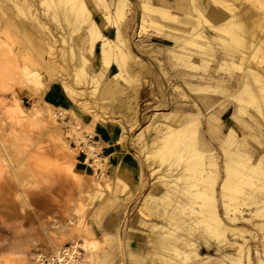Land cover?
Returning a JSON list of instances; mask_svg holds the SVG:
<instances>
[{"label":"rangeland","instance_id":"374dc122","mask_svg":"<svg viewBox=\"0 0 264 264\" xmlns=\"http://www.w3.org/2000/svg\"><path fill=\"white\" fill-rule=\"evenodd\" d=\"M130 1L132 2V11L130 10L127 13L124 23V31L127 28L124 32V36L126 42H128L126 45L130 49V55L124 57L125 64L124 62L123 64L125 66L121 63L126 72H122L119 76L112 78L113 75L119 73V68L112 60H110V65L106 70L102 67L99 54V43L97 42L94 54L91 55L83 50L80 51L87 59V72L90 75H97L98 82L96 89L94 92L92 91V89H94L93 84H74L78 89L83 90V95L77 96L75 99L82 102L84 98L83 102L86 101L88 106L92 107L94 113L98 114V121H110L121 127L123 133L122 141L125 143L127 152L134 156V160L139 167L138 177L135 179L132 187H128V185L123 182H117V187H114L111 192H104L100 197L96 198L93 195L81 194L80 191L76 190L69 182L67 175L57 168L58 162L56 163V160L61 158V154L68 153L66 150L57 152V149L62 143L64 147L68 148L67 150L75 155L76 150L72 149L71 141L74 140L76 146H78V141H80L78 140L79 138L82 139L83 136L93 134H91L79 120L74 118L64 119L63 116L66 114L63 113L59 116L58 110L53 107H47L41 100L38 85L31 80H23V72H21L24 67H28L30 70L29 72L38 75L42 83L46 85L49 82H58L61 84L59 71L62 70L66 75L69 74L68 77L70 78L68 80L73 84L74 82L71 77L74 65L76 64V58L74 55H71L68 47H72L74 49L73 51L77 54V45L78 43L81 44V37L85 35V32L83 29L78 28L77 23L72 19L73 17L70 15L72 14L71 5L69 4L67 6L65 4V7H63V3L59 4L58 2H54L56 5L53 9L54 4H51V2L53 3L51 0H27L31 5L30 8H27L25 4L19 3L18 0H0L1 257L17 259L15 257L16 255H24L26 256L24 261L28 264L32 262V256H28L29 258H27L29 252H49L46 249L42 250L41 242H39V238L42 236L40 222L45 220V218H50V222L53 223L51 224L54 228L62 227L64 222L69 219V221H71V226L76 227V225L80 224L79 231L82 232L90 222L94 213L96 211H101L102 213L107 212L110 214L111 218L107 225V230L102 229L101 236L96 237L99 241L98 249L89 262L87 260V263L93 264L94 260V264H153L152 261H149L145 252L147 250L146 248H148L147 240L149 239L146 240V237L152 235V231L148 226L140 225L134 220L136 208L140 205L143 196L150 194L163 196L165 193H168L166 196L167 198L165 197L166 199H161L160 197L158 199L159 202L157 200L159 206L155 216H150L148 218L142 215L140 216L145 218L148 222L158 223L167 228H169L170 225L166 222L165 211H172L171 209L176 206L177 209H175V211H177L173 214L174 218L176 217V219H178L181 217L180 219L187 220L190 223L191 221L188 219L193 218L194 215L189 214L190 209L188 208L190 206L196 208L197 203L201 202L199 196L196 198L189 196V192L195 193L196 190L200 188L197 187L199 186V182L195 175H193L194 177H191L189 181L178 182L179 184L175 186V188H172L171 185H165V182L159 179L160 176L165 175L167 180H171V175L181 172L187 176L192 175V172L188 174L186 171L183 172L182 170L185 168L183 160L186 157L184 154L187 153L188 148L186 152L182 151L185 150L183 147L182 150L180 148L181 153H178L183 156L176 153V155L181 156H179L180 158L175 155L160 162L158 158L154 159V157H151L147 162L145 160V153L141 152L138 146L139 136H135V134H137L139 130L143 129L142 133L139 135L142 134L147 142H150L151 139L158 134L157 126L162 123V121L152 118L155 111H157L156 109L165 111L170 110L176 113L177 116H182L185 112L191 111L196 114L201 113V125L199 126L198 133L195 135V140L199 143L196 142V148L198 146L200 148L201 145L204 144L205 146L206 144L209 149H212L217 156L220 171H222L221 168L224 156L228 153H234L235 146L220 144L218 140L219 136L216 133L207 131L205 118L215 114L216 111L220 109L218 110L220 112L217 114L220 118H224V126H232L238 132H241L242 130H240V127L237 126L231 116V114L234 116L235 114L237 115V102L230 98L229 93L226 95L224 93L219 94V90L214 89L211 93H207L210 103L203 105L199 94L191 93L188 90L186 79L188 76H194L191 77L193 82L200 81L205 83L210 77L232 81V77H234L237 70L221 64V53L218 49H215L213 53L215 61L208 60L209 58L207 55H201L199 60V62H201L199 63L200 66L197 65L193 68L185 66V59H176L164 54L156 56L157 61L148 54L149 51L156 50L158 47L162 48L170 45V43L162 38L153 36V29L148 26L143 29L145 32L142 31V34L134 38L135 32L138 30L140 0ZM250 1L253 4L256 0H232V3L235 4V10H238L250 4ZM13 3H17L18 6H15ZM48 3H50V5ZM61 4L62 7H60ZM68 6L70 9H67ZM87 6L91 10L94 19L99 21L102 14L95 11L90 2ZM251 7L253 13H257L264 17V5L256 4ZM58 8H60V10ZM68 11H70V14ZM176 11V13H178L176 15L178 16L180 11L178 9ZM55 12H59V14L56 15ZM6 15L12 18L10 21L13 26L9 21L7 22L8 17ZM51 18L53 21H51ZM43 23L50 30L48 34L51 33L53 36L52 38L49 39L48 36L50 35L47 34L46 30H43ZM161 23L164 25L169 24L173 27H181L179 23L176 24V22L173 21H162ZM113 31L109 28L107 37L113 38ZM101 32L104 33V30H101ZM206 35H208V33H206ZM62 36L66 39L64 43L62 42ZM79 36L80 40L78 39ZM133 39H135L134 42L132 41ZM51 40L52 43L50 42ZM48 46L52 47L49 48ZM135 46L139 47L136 48ZM47 48L52 51L51 53L55 54L51 55ZM48 52L49 56L47 54ZM136 60L138 62H144V67H139ZM14 62L15 64H13ZM252 63H255V61L252 60ZM50 64L51 68L48 66ZM210 66L214 67L213 72L208 71ZM106 88V94L100 97L98 95L99 92ZM134 90L138 91L135 93ZM22 93L31 97L30 101L23 103L24 107L20 104ZM163 94H165L164 103H162L161 100ZM16 106L18 107L16 108ZM33 106L44 111L45 117L48 114L46 118L44 117L45 120L42 127H38L39 125H37L36 122L24 123L23 121L26 117L24 111ZM79 106L82 108L81 105ZM5 107V112L8 116L7 120L4 119V116L1 114V110ZM82 110L84 111L83 108ZM50 111L58 116V123L55 124V126H52L50 123ZM84 112L88 113L93 118L94 113ZM246 114L247 115H243L242 118L251 124V126L257 127L258 125L251 120L250 114L254 115L256 120L261 124L262 119L258 116L253 107H248L246 109ZM262 124H264V122H262ZM257 131V133L260 134L264 133L262 127ZM131 138L133 139L132 141ZM257 140L258 139L249 136L246 143L248 148H251L253 151L255 148L261 149ZM187 143L191 144V142ZM202 148L204 147H201V149ZM262 148H264V146H262ZM148 151H150V149H148L147 152ZM174 159H176V161L173 163L172 169L168 170L167 168L170 160L173 162ZM93 167L95 168V165ZM104 171L105 174H109L106 164L103 168V173ZM103 173L101 172V174ZM101 174L98 178L95 177L97 178L96 181L100 183L103 182L104 178ZM220 175H223V173L220 172ZM85 182L87 181L85 180ZM185 183H191L190 188L185 187ZM86 186H89V184L86 183ZM247 188L248 187H246V189ZM125 193H128L127 197H123ZM68 195H70L69 199L67 198ZM92 196L95 199L92 198ZM88 199H91V201ZM160 199L164 200L162 201L163 203H161ZM177 201L181 202V205L185 206L186 210L176 205ZM79 202L85 204L84 212L81 214L75 211L79 206ZM218 206L219 213L223 214L220 198L218 200ZM70 218L73 220H70ZM96 222H99L98 225L100 227L101 221ZM239 226L246 227V229L252 231L249 223H245L244 225L240 224ZM171 229L174 233L176 232V235H186V222L179 224L177 228L171 226ZM199 229L200 227L193 229V231L196 230V232H198ZM257 236H260L259 233ZM73 239L75 238L69 237L62 243V246H69L73 243ZM76 241L78 243L82 242L80 238H77ZM256 242H259L258 239ZM144 245H146V247ZM257 247L258 251L261 252V246L257 245ZM203 250L202 252L204 253L208 252L207 249ZM139 251L141 261L133 257L135 254L139 253ZM251 251L252 264H256L254 249ZM167 255L176 259H172V261L177 262L181 259L180 256L172 252H169ZM147 260L149 262H147Z\"/></svg>","mask_w":264,"mask_h":264},{"label":"bare ground","instance_id":"6f19581e","mask_svg":"<svg viewBox=\"0 0 264 264\" xmlns=\"http://www.w3.org/2000/svg\"><path fill=\"white\" fill-rule=\"evenodd\" d=\"M51 1H53V3L51 2L52 5L54 2H58L59 4L63 3V7H65V4L66 6L68 4L71 5L72 14L68 11L69 14L72 15V19L77 23V27L83 29L85 32V35L81 37V44L78 43L77 45V54L73 51L74 49L72 47H68L71 55H74L76 58V64L74 65L71 77L74 83L72 84L69 82V74L66 75L62 70L59 71L63 91L73 102H76L75 104L81 105L84 111L94 113L92 107L88 106L86 101L83 102L84 98L82 102L75 99L77 96L83 95V90L78 89L74 84H93L94 89H92V91L94 92L98 82L96 74L90 75L87 72V59L80 51L83 50L92 55L94 54L95 46L98 42L102 67L106 70L110 65V60H112L119 68V73L113 75L112 78L119 76L122 72H126L124 68V57L130 55V49L126 45L128 42H126L124 32L127 28L124 31V23L127 13L132 8V2L130 0ZM18 2L25 4L27 8L31 6L27 0H18ZM89 2L95 11L102 14L99 21L94 19L91 10L88 8L87 4ZM249 3L250 4L247 6L235 10V4L232 3V0H140L138 26L136 25L138 30L135 32L134 38L142 34V31L145 32L143 29L148 26L153 29V36L162 38L170 43V45L162 48L158 47L156 50L149 51L148 54L151 57L156 59V56L159 54H164L176 59H185V66L193 68L201 63L199 62L201 55H207L209 58L208 60L215 61L213 53L215 49H218L221 53V64L237 70L234 77H232V81L210 77L205 83L200 81L193 82L191 77L194 76H188L186 85L191 93L199 94L203 105L210 103L207 93H211L214 89L219 90V94L224 93L226 95L229 93L230 98L237 102V115L235 114L234 116L231 114L232 119L237 126L240 127V130H242L238 132L232 126H224V118L221 117V120L217 114L220 112L218 111L220 109H216L217 111L215 114L205 118L207 131L216 133L219 136L218 140L220 144L235 146L234 153L224 154L222 171H220L217 156L212 149H209L206 144L205 146L204 144L201 145V147H204L202 149L201 147L199 148V146L196 148L198 142L195 140V135L198 133L199 126L201 125V113L196 114L191 111L185 112L182 116H177L176 113L170 110L165 111L156 109L157 111H155L152 118L162 121V123L157 126V136H154L150 142H147L142 134L139 135L142 133L143 129L135 134V136H139L138 146L141 152L145 153V160L147 162L151 157H154V159L158 158L161 162L168 157L175 156L176 153L180 152V148L182 150L183 147L185 150L182 151L185 152L188 148L187 153L184 154L186 157L183 160L185 168L182 170L183 172L186 171L188 174L192 172V175L187 176L181 172L171 175V180H167L165 175L160 176L159 179H162L165 185H171L172 188H175V186L179 184L178 182L189 181L191 177L195 175L199 182V186H197V184L196 186L198 188L200 187L195 193L189 192V196L194 198L199 196L201 198V202L197 203L196 208L191 206L188 208L190 209L189 214L194 215V217L192 216L193 218L188 219L191 221L190 223L187 220L180 219L181 217L178 219H176V217L174 218L173 214L177 211H175V209H177L176 206L171 209L172 211H165V219L168 225H170L169 228L158 223L148 222L146 219H139L140 225L148 226L152 231V235L146 237V240L149 238L147 240L148 248L144 251L149 261H152L153 264H252L251 250L253 249L256 255V264H264V148H262V146H264V133H257L260 127H262V131H264V124H262V122H264V76H262L264 75V17L257 13H253V10H251V6L256 4L264 5V0H256L253 4L251 1ZM48 4L50 5V3ZM14 5L18 6L17 3ZM55 5L56 4L53 5V9ZM60 7H62V4ZM58 9L60 10V8ZM67 9H70L69 6ZM177 9L180 11L178 16L176 15L178 14L176 13ZM57 14H59V12L56 13V15ZM7 17V22L9 21L13 26L10 21L12 18H10V16ZM51 21H53V19ZM162 21H173L176 22V24L179 23L181 27H173L169 24L164 25L161 23ZM109 28H111L112 31L114 30L113 38H109L106 35ZM43 30H46L47 34L50 31L44 23ZM101 30H104V33H102ZM206 33H208V35H206ZM48 35H50L48 36L49 39L53 37L51 33ZM80 36L78 38L79 40ZM65 40L66 39L62 36L63 43ZM134 40L135 39L132 41L134 42ZM50 42L52 43V40ZM48 47L50 48L52 46ZM49 52L51 53L52 51L49 49ZM49 52L47 53L48 56ZM52 54L55 53H51V55ZM252 60H254L255 63H252ZM136 63L141 68L145 65L144 62H138L137 60ZM13 64H15V62ZM48 66L51 68V64ZM212 66H210L208 71L213 72L214 67ZM29 71L28 67L22 69L23 80H31L37 84L38 90H40V96H42L46 85L42 83L38 75L32 74ZM106 90L107 88L102 89L98 95L100 97L104 96ZM137 91L138 90H134L135 93ZM162 98V103H164L165 94H163ZM47 107L52 106L47 105ZM248 107H253L258 116L262 119L260 124L255 116L250 114L251 120L258 125L257 127L251 126V124L242 118L243 115H247L246 109ZM24 113L26 115L25 119H23L24 123L36 122V124L39 125L38 127H42L45 120L44 111L33 106L24 111ZM63 113L66 114L68 112L59 108L58 115L61 116ZM93 115L94 120L90 124L84 125L91 134L94 133L95 122L99 120V118H97V113ZM47 116L48 114L46 117ZM49 116L51 125L55 126V124L58 123L57 114L51 112ZM249 136L258 139L257 142H259L261 149L255 148L253 151L251 148H248L246 143ZM87 137L93 136L86 135L83 136L82 139H78L85 144V147L88 146ZM132 140L131 138V141ZM187 142H191V144ZM67 149L68 148L64 147L63 143L59 146L57 152L66 150L68 153L61 154V158H57L59 160H56V163L58 162L57 168L67 175L71 185L75 187L76 190L80 191L81 194L93 195L96 198L100 197L104 192H110L111 187L109 181L105 171L103 173V168L105 164H108V159L107 157H101L100 154L99 156L97 155V153L100 152V147L93 148V146L89 145L85 150L88 156L93 159V166L95 165L93 176H85L82 172L75 169V155ZM148 149H150V151L147 152ZM180 155L176 156L179 157ZM176 159H174L173 162L170 160L167 168L168 170L172 169V165ZM127 168L128 166L125 164V161L121 160L118 171H123ZM101 172L103 174H101ZM220 172H222L223 175H220ZM100 174L104 177H102V183L96 181ZM85 180L87 182H85ZM86 183L89 184V186H86ZM190 184L185 183V187L190 188ZM245 186L248 188L246 189ZM167 194L168 193H165L163 196H159L158 194L143 196L140 205L136 208L137 214L147 218L155 216L159 206L157 200L160 197L161 199H166ZM93 196L92 198H94ZM218 197L221 199L222 215L218 210ZM67 198L69 199L70 195H68ZM89 201H91V199ZM162 201L164 200H161V203H163ZM176 205L186 210V207L181 205V202L177 201ZM84 207L85 204L79 202V206L75 211L81 214L84 212ZM70 220L73 219L70 218ZM184 222H186V235H176V232L174 233L172 231L171 226L177 228L179 224H183ZM51 223L49 217L40 222L42 236L39 238V242H41L42 250H48L49 253L58 258L59 261H62L66 259V255L68 257L77 255L79 253L78 249H80L79 264H89L87 260L89 262L93 257L99 244L95 239L89 236L86 227L80 232V224L76 225V227L71 226V221H69V219L65 221L60 228H54L52 226L53 223ZM245 223L251 225L252 231L246 229V227L239 226ZM199 227L200 229L198 232H196V230L193 231V229ZM258 233L260 236H257ZM69 237L75 238L73 239V243L69 246H62V243ZM77 238H80L82 242L78 243L76 241ZM257 239L259 241L258 243L256 242ZM256 244L261 246V252L258 251ZM144 246L146 247V245ZM203 249H207L208 252H202ZM169 252L180 256L181 259L177 262L172 261L173 257L167 255ZM38 253L29 252L27 254V258L32 256V262L28 264H34L37 260L36 257ZM2 257L0 256V264H26L24 261L26 256L24 255H16L15 257L17 259ZM149 261L147 260V262Z\"/></svg>","mask_w":264,"mask_h":264},{"label":"crops","instance_id":"0c3cea01","mask_svg":"<svg viewBox=\"0 0 264 264\" xmlns=\"http://www.w3.org/2000/svg\"><path fill=\"white\" fill-rule=\"evenodd\" d=\"M107 35V34H106ZM31 97L27 94H21L20 104L22 107L24 102L30 101ZM41 100L44 104L50 105L56 110L60 109L66 110L68 113L64 116L66 118H74L79 120L82 125H88L93 121V118L88 113H85L82 108L75 104L76 102L69 98L66 93L63 91L62 85L58 82H49L46 84L44 92L41 96ZM19 106V105H18ZM17 108V106H16ZM5 109L1 110V114L4 116V119H8L7 113ZM73 110V111H72ZM74 113V114H73ZM122 129L119 125L110 122V121H96L94 124V133L93 138L97 141L98 146L100 147V155L101 157H107L108 159V173H106L107 179L109 181L111 190L114 187H117V182H123L128 185V187H132L134 185L135 179L138 177V164L134 160V156L127 152V148L125 143L122 141ZM72 145V144H71ZM72 149L76 150L75 153V169L79 172H82L85 176H93L94 167L92 166L89 158L87 157L83 146L81 145L80 149L76 147V145H72ZM125 161V164L128 166L127 169L123 171H118V166L120 165V161ZM131 185V186H130ZM109 193V192H106ZM128 193H125L123 197H127ZM136 222L139 223V219H145L140 217L141 215L135 213ZM111 215L106 213H102L101 211H96L91 218L90 222L86 226L87 231L89 232V236L95 239L98 244L99 241L96 237L101 236V230H107V225L109 224V220ZM96 221L100 222V227ZM140 224V223H139ZM136 260L140 257L139 253L133 256ZM95 259V257H94ZM94 264V260H93Z\"/></svg>","mask_w":264,"mask_h":264},{"label":"built area","instance_id":"2783aa9c","mask_svg":"<svg viewBox=\"0 0 264 264\" xmlns=\"http://www.w3.org/2000/svg\"><path fill=\"white\" fill-rule=\"evenodd\" d=\"M87 144L88 146H93V148L98 147L97 141L93 138V137H87ZM72 145H76V142L73 140L71 141ZM81 145L83 146L84 151L86 150V148H88V146L85 147V144L81 141H79L78 143V149H80ZM87 157L89 158L92 166H93V159L91 157L88 156L87 152L85 151ZM100 152L97 153V155L99 156ZM78 254L77 255H73L72 257H68L67 255L65 256L66 259H63L62 261H59L58 258L54 257L51 253L49 252H39L38 256L36 257V261L34 262V264H79L80 261V252L81 250L78 249Z\"/></svg>","mask_w":264,"mask_h":264}]
</instances>
